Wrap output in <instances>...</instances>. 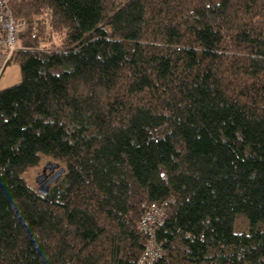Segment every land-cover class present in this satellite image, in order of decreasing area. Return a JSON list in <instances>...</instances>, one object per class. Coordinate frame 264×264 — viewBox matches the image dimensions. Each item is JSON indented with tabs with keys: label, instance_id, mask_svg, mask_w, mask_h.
I'll list each match as a JSON object with an SVG mask.
<instances>
[{
	"label": "trees",
	"instance_id": "obj_1",
	"mask_svg": "<svg viewBox=\"0 0 264 264\" xmlns=\"http://www.w3.org/2000/svg\"><path fill=\"white\" fill-rule=\"evenodd\" d=\"M9 5L0 264H137L151 206L154 264H264V0ZM42 158L65 169L46 195Z\"/></svg>",
	"mask_w": 264,
	"mask_h": 264
},
{
	"label": "built area",
	"instance_id": "obj_2",
	"mask_svg": "<svg viewBox=\"0 0 264 264\" xmlns=\"http://www.w3.org/2000/svg\"><path fill=\"white\" fill-rule=\"evenodd\" d=\"M21 29L22 24L13 17L9 0H0V73L10 64L19 49ZM162 215L159 207L151 206L140 222V231L148 236V243L137 264H154L162 257L160 247L154 242V233L161 222Z\"/></svg>",
	"mask_w": 264,
	"mask_h": 264
},
{
	"label": "rangeland",
	"instance_id": "obj_3",
	"mask_svg": "<svg viewBox=\"0 0 264 264\" xmlns=\"http://www.w3.org/2000/svg\"><path fill=\"white\" fill-rule=\"evenodd\" d=\"M21 82V74L20 70L17 64L10 63L3 72L0 73V90L6 89L8 87H11L13 85H16ZM57 163L55 161H52L47 158H42L39 165L37 167H34L29 172L25 174V180L29 184L30 187L37 189L39 185L36 183V179L42 174L43 168L47 164ZM61 166L60 163H57ZM64 168V167H62ZM47 175H49V172L46 171ZM249 229V224L245 217L238 216L234 222L233 225V231L236 234H239L241 232H247Z\"/></svg>",
	"mask_w": 264,
	"mask_h": 264
},
{
	"label": "water",
	"instance_id": "obj_4",
	"mask_svg": "<svg viewBox=\"0 0 264 264\" xmlns=\"http://www.w3.org/2000/svg\"><path fill=\"white\" fill-rule=\"evenodd\" d=\"M46 171L49 172V175H47ZM64 173L65 169L60 167L59 164H47L43 168L42 174L36 179V183L39 185L37 192L39 194L46 195L52 186L59 182Z\"/></svg>",
	"mask_w": 264,
	"mask_h": 264
}]
</instances>
